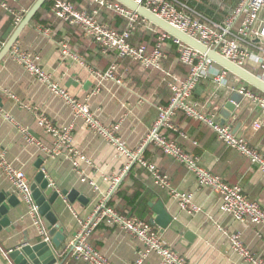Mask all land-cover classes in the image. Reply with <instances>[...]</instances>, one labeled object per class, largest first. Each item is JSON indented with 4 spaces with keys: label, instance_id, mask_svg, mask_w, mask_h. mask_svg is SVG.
Returning <instances> with one entry per match:
<instances>
[{
    "label": "crops",
    "instance_id": "crops-1",
    "mask_svg": "<svg viewBox=\"0 0 264 264\" xmlns=\"http://www.w3.org/2000/svg\"><path fill=\"white\" fill-rule=\"evenodd\" d=\"M36 1L0 0V39L5 44L19 25H14L3 4L24 11L25 17ZM77 1V8L88 12L98 9L97 18L102 23L114 29H125L122 17L101 8L95 0ZM179 1L187 3L203 18L221 22L229 17L239 0H223L232 8L225 17L218 12L217 16L211 15L212 8L203 0ZM143 27L148 40H142L144 38L137 29L132 34L131 43L154 46L156 35L148 24ZM14 46L38 56L40 66L50 75L52 82L79 102L88 101L91 111L102 124L118 125L117 135L129 149H135L142 143L158 118L159 107L169 104V85L184 81L187 74L172 41L167 43L158 66H145L121 58L114 51L102 53L97 43L87 39L78 28L53 17L50 9L40 12L39 17L23 30ZM10 54L0 63V150L16 169L25 173L31 185L35 183L47 188L43 193L65 229L67 243L75 234L78 218L89 217L100 202L111 203L109 206L123 213L148 221L156 218L154 208L162 203L173 222L166 229L155 227L164 242L190 264H251L232 249L229 236L234 234L241 236L250 251L264 258L263 226L233 219L221 210L218 197L210 189L200 187L191 172L155 146L147 145L145 158L170 177L175 189L192 193L193 201L200 209L194 215L182 210L178 200L171 198L167 190L154 186L145 169L133 164L125 171L129 164L126 155L90 130L62 96L30 74ZM114 63L117 65L114 77H102V73H106ZM247 69L254 75L258 73L255 64H248ZM227 83V86H219L212 78H204L197 85L193 100L204 112L219 118L230 98V88L237 84L232 78ZM41 117H46L58 127L73 124V146L92 165H82L81 173H78L66 155L51 157L44 152L42 146L51 150L54 139L39 125ZM256 121H262L259 130L253 127ZM227 122L253 148L264 151V113L257 105L244 99ZM175 123L180 132L172 136L185 151L196 154L203 167L227 182L239 185L249 199L264 206V173L256 165L219 142L215 133L202 122L179 113ZM121 173L124 175L112 192L111 179ZM83 177L87 179L86 183L82 182ZM65 191H77L85 197L86 203L78 200L70 203L63 195ZM38 241V229L22 195L15 191L6 174L0 170L1 264H13L10 259H5L3 250H20ZM91 242L113 264H136L142 250L137 239L106 225L94 232ZM65 264L86 263L77 261L71 254ZM143 264L163 263L158 255L151 254Z\"/></svg>",
    "mask_w": 264,
    "mask_h": 264
},
{
    "label": "built area",
    "instance_id": "built-area-1",
    "mask_svg": "<svg viewBox=\"0 0 264 264\" xmlns=\"http://www.w3.org/2000/svg\"><path fill=\"white\" fill-rule=\"evenodd\" d=\"M132 1L199 41L209 50H215L233 64L246 70H248L246 68L248 64H255L258 69L256 76L264 81V0H239L229 17L221 22L203 18L190 9L187 3L179 0ZM95 2L101 8L113 11L122 17L125 20V29H114L102 23L97 18L98 9L92 12L80 10L68 0H52L50 12L56 19L78 28L87 39L99 45L102 53L114 51L121 58L139 62L145 66H158L165 55L167 43L172 41L178 49L179 61L187 69L184 81L169 85L171 93L169 104L159 107L158 118L153 128L135 149H129L117 135L118 125L106 126L102 124L91 111L88 101L79 102L53 83L50 75L40 66L38 56L22 51L17 46H13L10 55L30 74L49 85L54 93L62 96L75 115L83 118L90 130L103 137L116 151L126 155L129 164L125 171L133 164L145 169L154 186L167 190L171 198L178 200L182 210L194 215L200 209L194 203L192 193L180 192L175 189L170 177L159 166L145 158L144 149L147 145L155 146L164 155L174 159L191 172L200 187L210 189L218 197L223 212L242 223L264 227V206L261 203L249 199L239 185L231 184L203 167L200 164V158L194 153L185 151L172 136L174 133L180 132L175 123V117L177 114L183 113L188 118L205 124L215 133L219 142L240 153L264 173V151L253 148L247 139L238 136L233 126L227 121L221 123L220 120H217L216 115L204 112L200 104L193 100V93L204 78H212L219 86H227L228 80L232 78L237 84L230 88L229 94L239 93L244 99L257 105L263 113L264 95L253 91L251 86L217 65L207 55L165 31L158 32V27L119 2L114 0H95ZM3 8L13 19L15 26L22 22L24 11L11 9L6 4H3ZM144 24H148L151 32L156 35L155 45L152 47L146 44L135 46L131 43L132 34ZM4 45L5 43L0 39V51ZM116 69L117 65L114 63L106 73H102V77L113 78ZM261 122L256 121L253 124L254 129L259 130L262 127ZM39 125L44 128L46 134L54 139V146L51 150L48 151L42 146L44 152L49 156L66 155L72 160L74 169L78 173H81L82 165H92V162L73 146V124L58 127L46 117H41ZM0 170L6 174L15 191L22 195L34 225L38 229L39 241L50 243L49 231L33 198L30 181L23 171L16 169L7 160L6 154L2 150H0ZM124 173H121L119 177H112V192L116 190ZM82 182L86 183L87 179L83 177ZM90 184L97 189L94 183ZM102 225L115 227L142 244L140 258L136 264H143V261L151 254L158 255L163 264H190L185 257L175 252L164 242L162 235L150 221L135 215H126L105 202L98 203L89 217L78 218L75 234L68 242V248L71 249L72 256L77 261L86 264H113L102 256L91 242L94 232ZM229 240L232 249L245 261L251 264H264V258L258 257L250 251L239 234L230 235ZM14 251L3 250V256L9 260V254Z\"/></svg>",
    "mask_w": 264,
    "mask_h": 264
},
{
    "label": "water",
    "instance_id": "water-1",
    "mask_svg": "<svg viewBox=\"0 0 264 264\" xmlns=\"http://www.w3.org/2000/svg\"><path fill=\"white\" fill-rule=\"evenodd\" d=\"M46 1L48 0H37L33 7L27 12L23 21L15 29L12 36L0 51V63L9 55L13 46L18 41L20 34L31 24L36 14L44 6ZM114 1L128 7L154 26L169 33L173 37L180 39L185 44L198 50L200 53L207 55V57L217 65L240 78L253 89L264 94V81L258 76L224 59L215 50H209L199 41L191 38L136 2L132 0ZM243 100L244 97L242 95L239 93H233L229 100L224 104L220 114L221 117L217 120L224 123L230 119L231 115L236 111L237 106L241 104ZM46 189L47 188H45V186L41 188L35 183L31 185L33 198L36 205L39 207V213L44 219L45 226L49 231V237L51 238L50 243L38 241L32 245H26L20 250L10 253L9 259L13 264H65L67 259L72 254L71 249L68 248V236L65 229L58 222V219L52 210L51 204L43 193ZM63 195L66 196L70 203H74L76 200L81 203H86L85 197L81 196L77 191H65L63 192ZM154 212L156 214V218L150 221L152 225L158 226L161 229H166L173 222V218L166 212L162 203L155 206Z\"/></svg>",
    "mask_w": 264,
    "mask_h": 264
},
{
    "label": "trees",
    "instance_id": "trees-1",
    "mask_svg": "<svg viewBox=\"0 0 264 264\" xmlns=\"http://www.w3.org/2000/svg\"><path fill=\"white\" fill-rule=\"evenodd\" d=\"M51 1L52 0H48V1H46V3L44 4V6L40 9V11L36 14V16H35V18L33 19V21H35L38 17H39V14H40V12L41 11H43V10H48V9H50V4H51ZM68 1H70V2H72V3H74V4H76L77 5V0H68ZM111 1H113V0H111ZM79 9H80V7H78ZM80 10H84L83 8H81ZM210 13V12H209ZM50 14L52 15V13L50 12ZM211 15H215V16H217V14H216V9H212V11H211V13H210ZM53 16V15H52ZM54 17V16H53ZM32 21V22H33ZM144 25H142V27H138V30H139V32H140V34L142 35V31H145V33H143L145 36H143V40H148V35L146 34V28L145 27H143ZM154 27V26H153ZM158 30V32H162L163 30H161V29H157ZM174 47V46H173ZM253 91H255V92H257V93H259V94H261V95H264L263 93H261V92H259V91H257V90H255V89H253ZM108 205H111V203H108ZM123 213V212H122ZM124 214H126V213H124ZM126 215H128V214H126ZM134 215V214H133ZM133 215H131V214H129V216H133ZM139 217V216H138ZM140 218H142V217H140ZM143 219V218H142Z\"/></svg>",
    "mask_w": 264,
    "mask_h": 264
},
{
    "label": "rangeland",
    "instance_id": "rangeland-1",
    "mask_svg": "<svg viewBox=\"0 0 264 264\" xmlns=\"http://www.w3.org/2000/svg\"><path fill=\"white\" fill-rule=\"evenodd\" d=\"M203 2L207 3L210 8L216 9V12L220 13L221 17H225L226 12H229L232 9L230 4L228 2H224L223 0H203ZM143 33H145V31H142V37L144 36Z\"/></svg>",
    "mask_w": 264,
    "mask_h": 264
}]
</instances>
